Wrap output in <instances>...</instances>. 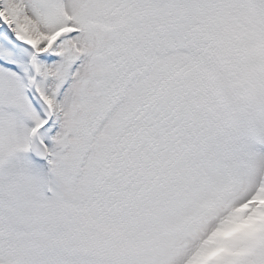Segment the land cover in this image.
Listing matches in <instances>:
<instances>
[{"label": "snow or ice", "instance_id": "6c2138e0", "mask_svg": "<svg viewBox=\"0 0 264 264\" xmlns=\"http://www.w3.org/2000/svg\"><path fill=\"white\" fill-rule=\"evenodd\" d=\"M0 264H264V0H0Z\"/></svg>", "mask_w": 264, "mask_h": 264}]
</instances>
